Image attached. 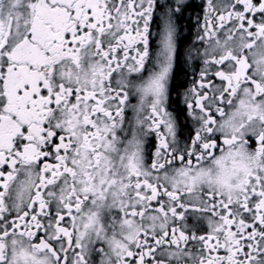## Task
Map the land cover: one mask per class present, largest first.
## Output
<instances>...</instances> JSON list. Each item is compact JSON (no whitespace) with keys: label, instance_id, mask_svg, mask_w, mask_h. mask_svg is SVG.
Listing matches in <instances>:
<instances>
[{"label":"snow or ice","instance_id":"snow-or-ice-1","mask_svg":"<svg viewBox=\"0 0 264 264\" xmlns=\"http://www.w3.org/2000/svg\"><path fill=\"white\" fill-rule=\"evenodd\" d=\"M0 264H264V0H0Z\"/></svg>","mask_w":264,"mask_h":264}]
</instances>
